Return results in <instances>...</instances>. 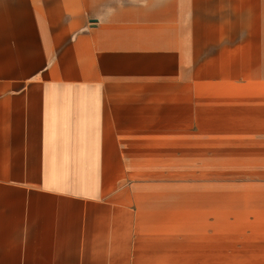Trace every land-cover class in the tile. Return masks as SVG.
I'll return each instance as SVG.
<instances>
[{"label":"crops","instance_id":"1","mask_svg":"<svg viewBox=\"0 0 264 264\" xmlns=\"http://www.w3.org/2000/svg\"><path fill=\"white\" fill-rule=\"evenodd\" d=\"M258 47L264 0H0V264H207L128 197L127 143L189 116L192 61Z\"/></svg>","mask_w":264,"mask_h":264},{"label":"rangeland","instance_id":"2","mask_svg":"<svg viewBox=\"0 0 264 264\" xmlns=\"http://www.w3.org/2000/svg\"><path fill=\"white\" fill-rule=\"evenodd\" d=\"M191 66L189 116L127 143L128 197L185 215L207 264H264V48L221 71Z\"/></svg>","mask_w":264,"mask_h":264}]
</instances>
